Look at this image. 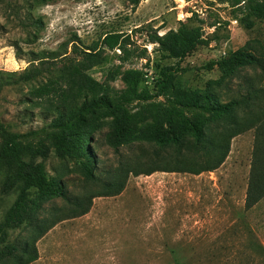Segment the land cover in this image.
Segmentation results:
<instances>
[{
	"label": "rangeland",
	"instance_id": "374dc122",
	"mask_svg": "<svg viewBox=\"0 0 264 264\" xmlns=\"http://www.w3.org/2000/svg\"><path fill=\"white\" fill-rule=\"evenodd\" d=\"M233 9L231 0H141L134 11L129 0H0V70L21 71L40 52H70L74 41L88 47L105 32L121 30L130 33L132 49L147 50L145 58L131 57L123 67L154 75L160 66L175 60L148 42V33L157 28L162 34L184 22L201 26L205 42L181 62L186 70L177 75V83L188 89L203 88L208 79L220 75L217 67L206 69L207 62L244 48L255 55L256 62L239 68L215 90L222 101H228L252 97L250 92L259 89V96L252 99L264 105L263 22L255 19L252 28H245L233 18ZM106 54L105 62L89 71L98 80L119 63L118 50ZM146 80L149 85L150 78ZM37 83L1 89L0 120L11 131L43 124V108L28 101ZM112 85L125 86L120 79ZM245 112L244 106L238 108L239 116ZM102 132L94 134L92 143L98 180H84L74 162L53 152L43 159L48 174L61 177L70 195L94 196L86 213L57 221L36 241L38 256L29 264H264V196L252 207L245 206L253 129L231 138L226 157L215 169L129 174L119 193L95 195L109 177L102 172L127 161L154 163L161 169L167 165L197 169L206 160L186 151L178 157L174 148L146 142L115 150L106 144ZM3 177L0 167V188ZM17 193V188L7 194L0 190V219ZM64 205L60 198L50 200L40 217H50L53 208ZM30 232L11 230L9 240L22 244L30 240Z\"/></svg>",
	"mask_w": 264,
	"mask_h": 264
},
{
	"label": "trees",
	"instance_id": "16d2710c",
	"mask_svg": "<svg viewBox=\"0 0 264 264\" xmlns=\"http://www.w3.org/2000/svg\"><path fill=\"white\" fill-rule=\"evenodd\" d=\"M129 1L134 11L141 0ZM231 6L233 18L245 28H252L255 19H260L264 27V0H231ZM147 39L166 58L175 60L160 66L149 85L144 83L147 78L142 69L123 67L131 57L145 58L147 50L132 49L130 33L121 30L105 32L88 47L73 39L70 52H40L21 71L0 70V91L6 85L38 82L30 90L28 101L43 108L45 119L41 126L22 132L11 131L0 120V167L4 169L0 190L3 194L18 190L0 219V264L31 263L38 256L36 241L46 231L59 220L88 211L94 195H70L61 177L48 174L43 159L53 152L60 159L74 162L84 180H98V159L92 143L94 134L104 128V141L115 150L146 142L174 148L178 157L186 151L206 160L197 169L189 165L161 169L154 163L127 161L102 172L109 177L95 195L119 193L129 174L215 169L226 157L231 138L253 129L245 206L252 207L264 196V105L252 99L259 96V89L250 92L252 97L228 101H222L215 90L239 68L255 63V55L238 48L210 60L204 67H217L219 77L208 79L203 88L188 89L180 86L176 78L186 70L181 65L184 58L205 42L202 27L180 22L176 29L162 34L154 28ZM108 50L119 51V63L109 67L103 79L98 80L89 71L105 62ZM116 79L125 86H113ZM240 106L246 109L242 116L238 115ZM222 123L226 125L221 130H212ZM57 198L63 200L64 207L53 208L50 217H40L43 205ZM19 228L31 232L30 240L18 245L9 240V234Z\"/></svg>",
	"mask_w": 264,
	"mask_h": 264
},
{
	"label": "built area",
	"instance_id": "2783aa9c",
	"mask_svg": "<svg viewBox=\"0 0 264 264\" xmlns=\"http://www.w3.org/2000/svg\"><path fill=\"white\" fill-rule=\"evenodd\" d=\"M145 77H146V78H150V80L152 81V79L154 78V75H152V72L150 73L149 71H147V72L145 73ZM151 81H150V83H151ZM145 82L148 83L147 80H146ZM150 83H149V84H150Z\"/></svg>",
	"mask_w": 264,
	"mask_h": 264
}]
</instances>
